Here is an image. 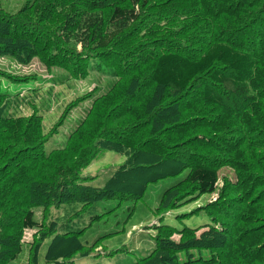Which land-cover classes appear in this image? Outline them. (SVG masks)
Returning a JSON list of instances; mask_svg holds the SVG:
<instances>
[{
	"label": "trees",
	"instance_id": "16d2710c",
	"mask_svg": "<svg viewBox=\"0 0 264 264\" xmlns=\"http://www.w3.org/2000/svg\"><path fill=\"white\" fill-rule=\"evenodd\" d=\"M58 1V4L51 7L44 4L40 12L39 17H42L41 21L45 23L48 9L51 12L59 11L57 23L55 22L51 29L45 24L24 18L27 8H22L17 15L31 22L20 26L22 23L18 24L19 17L4 11L1 3L0 37L9 40L7 43L12 42L10 48L13 53H18L20 47L27 49V53L34 49L44 63L66 73L61 79L73 77L77 81H87L93 73L99 80L102 60L107 59L100 49L103 45L109 46L114 60L116 56L120 62V71L116 72L119 83L112 85L113 89L108 87L103 94H98L92 99L91 107L86 110L80 125L72 131L65 148L52 150L48 155L42 154L41 151L33 156L35 149L31 146L37 149L43 147L46 136L40 132V125L35 126L34 133L28 130L32 126L28 129L17 126L18 142H15L17 149L14 151L20 152L18 160L7 163L13 154L4 155L0 152V177H8L0 186V264L17 263L25 252L24 245L21 244L23 231L40 230L42 227L34 220L32 208L41 207L49 215L58 202L59 210L73 206L72 209L78 215L69 217L64 223L63 229L68 232L60 233L62 238L53 240L51 233L43 234V239L40 237L30 249L28 264H42L43 260L39 257L41 248L44 242L51 240L52 245L44 254L43 264H75L77 256H89L103 239L125 234L122 230L114 232L111 225L104 223L101 231L105 234L95 239L94 243L80 240L89 227L106 220L104 217L111 211L92 215L89 219L90 226L80 231L72 230L70 223L76 225L78 220L83 222L84 216L96 210L99 203L117 201L121 204H138L144 199L150 186L162 181L165 175L170 177L180 174V170L186 173L184 181L179 185L185 192L169 202L166 201L169 194L177 191L178 186L170 188L168 195L163 197L155 209L158 217L170 210L182 208L202 195L214 193L218 174L210 161L216 159L214 156L223 146L217 141H212L211 137L215 135L208 127L193 129L189 126L194 123L188 122L190 117L197 115L189 116L197 112V103H194L197 100L194 99H201L211 112L227 108L231 112H237L239 117L248 115V118L241 120L239 124H229V118L225 125L228 134H238V141H242L235 146L232 157L229 158L232 162L230 165L238 175V182H228L222 190L224 195L220 197V201L210 203L211 207L207 206L214 223L203 226L205 232L198 240L195 239V234L199 228L186 226L179 230L163 224L162 218L154 227L156 233L152 236L153 249L133 264H230L231 253L241 255L240 249L243 247H240V241L246 243L245 250H248V253L245 257L252 259L260 254V246L256 250L252 246L253 243L244 240L243 233L241 240L240 233H237V225L250 222L247 210L256 215L264 213V90L260 93L257 91V88L264 86V55L233 45L235 41H241L247 25L244 22L238 25L239 19L235 18L238 19L237 24H229L233 30L232 43L225 40L212 42L208 49L199 51L196 56L187 48H171L150 56L141 46L137 51L131 52L132 58H123L120 57L122 54L117 53L132 47L140 35H135L134 29H150L147 17L142 20V12L139 10L140 7H146L149 0H121L124 4L114 6L110 0ZM245 1L236 0L237 7L234 9L239 7L244 10L241 2ZM253 1L255 5H261L259 2L263 0ZM109 9L110 16L105 17ZM37 25L47 29L49 34L41 40L28 36L30 41L21 44L23 35L28 31L33 32ZM257 25L262 31L263 25L260 22ZM217 33L216 31L215 34ZM221 35L228 37L226 31ZM254 36L259 35L254 33ZM161 38L162 35H159L153 40L159 42ZM246 39L252 42L250 38ZM92 60H95V64L91 63ZM111 66H114L115 70L118 68L116 61ZM100 89L96 86L94 92H100ZM3 94L4 92L0 91V105L5 98ZM167 97L171 99L168 100ZM106 98L116 100H107L106 104H102ZM217 117L219 119L221 115L218 113ZM66 118L59 124V128L64 125ZM212 118L203 117V123H215ZM5 121V117L0 114V136ZM192 132L194 133L191 136ZM33 135L36 136L35 141ZM202 137L208 138V141H205L206 147L200 146ZM186 138L189 139L185 140ZM107 141L110 143L107 145L112 148H122L126 153L129 151L131 163L120 167L121 170L108 178L102 187H95L88 184L87 179L81 180V173L93 163L101 153L100 150L104 151L105 146L102 144L108 143ZM33 142L35 144H32ZM73 142L78 143L76 150L71 146ZM98 142L103 148H97ZM231 151L232 149L222 150V153L227 155ZM68 152L71 155H68ZM126 153L123 154L125 157ZM150 157L156 160L152 163ZM204 157L210 160V164L202 161ZM135 163L139 164L135 166ZM147 163L148 167H141ZM12 165H16L17 174L14 178H11L10 172L6 173ZM144 170L151 171V174H146ZM188 183L189 188L185 187ZM117 225L121 227V223ZM229 226L234 230L233 235L225 231H229ZM177 235L180 236L179 240L173 239ZM231 236H238L239 241H234V238L232 242L235 243L230 246L232 243L225 240L221 256L216 258V254H211L210 250L219 246L217 242L221 243L223 239ZM63 239H69L66 241L73 247L60 252L58 245L62 244ZM117 252L119 250H116Z\"/></svg>",
	"mask_w": 264,
	"mask_h": 264
},
{
	"label": "rangeland",
	"instance_id": "374dc122",
	"mask_svg": "<svg viewBox=\"0 0 264 264\" xmlns=\"http://www.w3.org/2000/svg\"><path fill=\"white\" fill-rule=\"evenodd\" d=\"M58 2V0H0V4L2 3L4 11L15 15L14 17H19L18 19L20 22H18V24L22 23L20 26L27 25L31 22L24 19L27 18L39 22L40 24H45L49 29L54 27L53 24L55 22L57 23L56 18L59 11L51 12L48 9V17L45 23L41 21L42 17H39L40 12L44 4L51 7L58 4ZM110 2L112 6L124 4L121 0H110ZM241 3L244 10L239 7L234 9V7H237L235 5L236 0H149L147 6L140 7L139 10L142 12V20L145 16L147 17V22L150 23V29L148 31L142 30L140 27L134 29V34H140L139 36L141 37H137V41H134L132 47L123 49V52L117 54H122L120 57L123 58H132L131 52L137 51L143 46V48L150 53V56L155 53L170 50L171 48L174 50L187 48L194 52V56H196V53L199 51L204 52L208 49L212 42L225 40L232 43V41H234L233 30L230 29L229 24H237L236 21L239 19L238 25L244 22V24L247 25V29H245V35L243 34L241 41H235L233 45L237 48L264 55V0L259 2L261 5H255L253 0H246L245 3ZM22 8H27V15L24 14V18L17 15ZM28 8L30 11H28ZM34 9L36 10L35 12ZM110 13L111 10L109 9L105 17H109ZM158 20H160V24H158ZM258 22L263 25L262 31H260L257 25ZM157 28H160V30ZM2 30L4 33L6 32L4 26ZM216 31L218 32L217 34H215ZM225 31L228 36L227 38L221 35ZM254 33L259 36L255 37ZM48 34L49 32L47 29H43L42 26L37 25L33 32L28 31L23 35L24 37L20 39L22 41L21 44L27 40L30 41L28 36L41 40ZM159 35H162L161 40L159 42L154 41L153 38H157ZM0 38V91L4 92L3 95L5 96L0 105V114L4 116L6 120L2 128V135L0 136V152H3L4 155L13 154L10 160L6 161L7 163L18 160L17 156H19L20 152L17 151L18 153H16L14 151L17 149V143L15 144V142H18V139H16L18 137L16 133L17 129L20 127H26V129H28L29 126H32L28 130L34 133L36 130L35 126L37 125H40V132H43L47 139L43 147L37 149L35 146H31L32 149H35V153L32 154L33 156L34 154L38 155L41 151L42 154L45 155L46 153V155H48L52 150L65 148L72 131L80 125L86 110L91 107L92 99L98 94H103L108 87L113 89L115 83H119L116 72L120 71V62L116 59V56L114 60V57L111 55L112 53H110L111 48L103 45L100 52L106 54L107 59L102 60L103 65H101L102 70L99 80L98 76L94 73L87 81H77L73 77H63V79H61V76H64L66 73L59 68H53V66L44 63L41 57H39L40 55L38 56L34 49L32 51L29 50V53H27V49L20 47L18 49L20 51L16 53V55L10 48L12 42L7 43L6 41L9 40L4 39L2 36ZM246 38H250L253 43L248 42ZM30 43L34 45L32 42ZM5 48L7 50H5ZM195 49H197L196 52ZM94 61L95 60H92L91 63L95 64ZM114 61H116V65L118 66L117 70H115L114 66H111L114 64ZM258 72L260 71H257V73ZM96 86L101 88L100 92H94ZM263 87L260 89L257 88L258 93L264 90ZM87 93L89 94L86 95ZM82 98L85 99L80 102ZM167 98L168 100L171 99V97ZM173 98L175 97H172V99ZM195 98L197 97L195 96ZM113 99L114 98H106L102 104H106L107 100ZM115 100L116 99H114L113 102H115ZM194 100H197V102H194L197 103V112H193L189 116L193 114L197 115L190 117L188 122L194 123L189 124V126L193 127V129L194 127H208L210 132L215 135V137H211L212 141H217L223 146V148L218 149V153L214 156L216 157L214 161L207 160L205 157L204 159L202 158L203 162L208 163V161H210L216 168L218 183L215 192L202 195L195 201L187 203L184 207L177 208L173 211L170 210L158 217L157 214H155V209H157L163 197L166 196V194L168 195L170 188L178 186L177 191L169 194L170 196L166 200L169 202H172L174 197L185 192L179 185L184 181V174L186 173L180 170V174L170 177L165 175L166 177L164 176L162 181L150 186L144 199L138 204L130 202L121 204L117 201L99 203L96 210L84 216L83 222L80 223L78 220L76 225L70 223L72 230L80 231V229L90 226L89 219L92 215L104 214L106 211H111L104 217L106 220L99 221L92 227H89L86 234L80 240H87L91 242V244L94 243L95 239L105 234L104 231H101L104 223L111 225L114 232L122 230L125 234L121 233L113 236V238L103 239L102 242L98 243V245L100 244L98 248H94L89 256H77L74 260L75 264L135 263L139 258L147 256L153 249L154 240L152 236L156 233L154 227L162 218L163 224L176 227L179 230L186 226L196 229L199 228L200 230L195 234V239L197 240L202 236L201 234L205 232L203 226L210 225L212 222L214 223L212 216L208 213L209 210L207 208L211 207L209 204L220 201V197L224 195L222 190L228 182L233 184L238 182V175L235 168L230 165L232 162L229 161V158L232 157L235 146L242 141H238V134L236 136L228 134L225 125L229 118V124H234L236 122L239 124L241 120L248 118V115L239 117L236 115L237 112H231L227 108H225L226 110L220 109L217 112H211L208 107H205L201 99ZM262 100L264 101V98H262ZM68 111L71 112L69 113ZM218 113L221 115L219 119L217 117ZM203 117L207 119L213 117L212 119L216 122L213 124H204L202 120ZM65 118L64 125L59 128V124H62L61 122H63ZM218 121L220 122L217 123ZM17 126L19 127L17 128ZM193 133L194 132H192L191 136ZM243 134L244 133H242V136ZM35 137L34 135L32 137L34 141ZM187 139L189 138L185 140ZM200 139V146L206 147L205 141H208V138L202 137ZM95 142L96 141H94V144ZM12 144L14 145L13 147L11 146ZM32 144L35 143L33 142ZM71 144L74 150L78 148V143L73 142ZM107 144L110 143L102 144L105 146L104 151L102 152L100 150L101 153H99L93 163L81 173V180L87 179L88 184L95 187H102L108 178L113 176L116 171L121 170L120 167H124L131 163L129 151L126 153L122 148H112V146H108ZM102 145L100 146V142H98L97 148H103ZM12 148L14 149L10 151ZM229 149H232L229 154L226 155L222 153V150L228 151ZM119 150L121 151L120 153L115 152ZM201 152L204 153L202 150ZM125 153L127 154L126 157L123 155ZM67 154L71 155L70 152ZM32 155H28V157L33 158ZM65 157L68 158L70 156ZM146 159H149V157H146ZM150 159H152V163L156 160L153 157H150ZM155 163L153 165H155ZM138 164L139 163H135V166ZM168 164L170 166L173 165L172 163ZM144 166L148 167L149 164H142L141 167ZM173 166L175 167V165ZM15 168L16 165H12L10 170L6 171V173H11V178L16 177L17 172ZM144 172L148 175L151 174V171L144 170ZM7 178V176L0 177V186L3 185V182H5ZM185 187L189 188V183ZM57 205L58 202L55 203L49 215L46 213L45 209L41 207L32 208L34 220L42 227L40 230L26 229L23 231L21 244L24 245L25 252L15 264H28L30 249L34 246L36 241L40 240L43 234L51 233L54 240L57 237L62 238L63 235H60V233L68 232L63 229L64 223L69 217H76L78 213L72 209L74 208L73 206H66L67 208L65 207L63 210H59V206ZM214 213L222 219L217 212ZM247 214L249 215L247 218L250 222L237 225V233H240L239 240H241L242 237L245 238L244 240L246 242L253 243L252 246L255 247L256 250L257 247L260 246L258 250L261 253L252 259L245 257L248 253V250H245L246 243L240 241V247H243L240 249L241 255L236 256L231 253L230 264H264V213L256 215L247 210ZM118 223H121V227L117 225ZM97 229H99V231H97ZM225 231L233 235L234 230L232 231L229 226V231ZM241 233L244 234L242 237ZM179 238L180 236L178 235L173 237L175 240H179ZM234 238V241L237 242L238 236L227 237L223 239L221 243L217 242L219 246L210 250L211 254L212 252L216 254V258L221 256L223 242L226 244L225 240L230 241L232 243L230 246H232L235 243L232 242ZM41 239H43V237ZM69 239H63V242H65H61L62 244L58 245L60 246V252L68 251L73 247L71 244L67 243L68 241L66 240ZM211 239L210 237L209 240ZM53 240L43 243L39 255L41 261L43 260L44 262V254L52 245ZM220 240L219 238L218 241ZM236 245L234 246L236 247ZM38 248L39 246L36 247V249ZM116 250H119V252L116 253Z\"/></svg>",
	"mask_w": 264,
	"mask_h": 264
}]
</instances>
